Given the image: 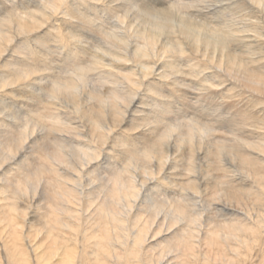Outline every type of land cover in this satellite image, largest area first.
Wrapping results in <instances>:
<instances>
[{
	"label": "bare ground",
	"instance_id": "6f19581e",
	"mask_svg": "<svg viewBox=\"0 0 264 264\" xmlns=\"http://www.w3.org/2000/svg\"><path fill=\"white\" fill-rule=\"evenodd\" d=\"M0 264H264V0H0Z\"/></svg>",
	"mask_w": 264,
	"mask_h": 264
},
{
	"label": "rangeland",
	"instance_id": "374dc122",
	"mask_svg": "<svg viewBox=\"0 0 264 264\" xmlns=\"http://www.w3.org/2000/svg\"><path fill=\"white\" fill-rule=\"evenodd\" d=\"M227 132V131H226ZM123 150H124V148H123ZM153 193H156L155 191H153V192H150L149 194H153Z\"/></svg>",
	"mask_w": 264,
	"mask_h": 264
}]
</instances>
